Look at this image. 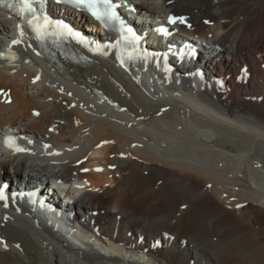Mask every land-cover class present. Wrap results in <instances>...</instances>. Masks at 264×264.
<instances>
[{"label":"bare ground","instance_id":"obj_1","mask_svg":"<svg viewBox=\"0 0 264 264\" xmlns=\"http://www.w3.org/2000/svg\"><path fill=\"white\" fill-rule=\"evenodd\" d=\"M125 1L158 55L121 59L88 16L49 1L105 48L71 43L81 57L56 53L57 67L0 12V53L15 56L0 61V139L25 149L0 148V264H264V0ZM169 14L209 45L192 67L167 51L183 40L151 45ZM33 188L55 208L30 207L19 193Z\"/></svg>","mask_w":264,"mask_h":264},{"label":"snow or ice","instance_id":"obj_2","mask_svg":"<svg viewBox=\"0 0 264 264\" xmlns=\"http://www.w3.org/2000/svg\"><path fill=\"white\" fill-rule=\"evenodd\" d=\"M69 3L75 4L77 7H86L91 15L104 24L105 27L110 26L114 22H119L123 38L128 40L127 34L132 35L133 40L129 41L130 43L138 39L131 28H125L124 22L120 20L116 12V8L119 6L114 4L112 0H69ZM0 7L13 9L17 16L22 20H26L27 25L35 33L38 40H45L49 37L59 39L65 35H70L77 39V42L84 44L86 47L88 46V42L78 32H74L67 24H64L62 21H52L48 16L38 14L32 0H0ZM170 22L175 23L176 21L174 18H170ZM17 27L21 29L20 35L23 36L22 25H17ZM160 31L165 32L164 29H160ZM13 43H19V41H13ZM101 49L102 45L96 43V50ZM90 50L92 49L90 48ZM3 56L4 54L0 53V57ZM11 58L14 59L15 56L13 55ZM5 143L9 147L14 146V140L11 137L6 138ZM15 150L24 151L25 149L15 146ZM3 199H5V196L3 195V191L0 190V200Z\"/></svg>","mask_w":264,"mask_h":264},{"label":"water","instance_id":"obj_3","mask_svg":"<svg viewBox=\"0 0 264 264\" xmlns=\"http://www.w3.org/2000/svg\"><path fill=\"white\" fill-rule=\"evenodd\" d=\"M228 112H231V110H228Z\"/></svg>","mask_w":264,"mask_h":264}]
</instances>
